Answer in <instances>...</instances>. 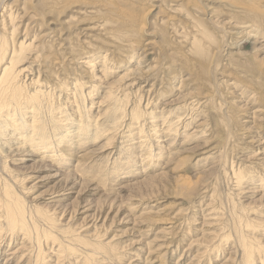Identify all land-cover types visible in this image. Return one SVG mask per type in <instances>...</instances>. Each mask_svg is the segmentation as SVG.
<instances>
[{"label": "rangeland", "instance_id": "rangeland-1", "mask_svg": "<svg viewBox=\"0 0 264 264\" xmlns=\"http://www.w3.org/2000/svg\"><path fill=\"white\" fill-rule=\"evenodd\" d=\"M38 1L0 0V29H2V31L0 30V35L6 37L7 34L8 37L9 31H11L9 28L12 25H16L15 38L19 37L15 43L22 41L25 37L28 40L24 43L30 45V41L34 39V46L30 45L34 53L32 51L28 52L29 56L27 55L26 66L34 58H36L37 64H33V71L27 76L28 78L34 77V79H37L39 75L41 77L38 78L40 80L39 86L33 85L32 88L40 87V89L42 88L45 91L52 89L49 96L46 95L43 99L42 106H47L46 108L50 106L48 108V111L50 110L48 119L57 121L56 127L59 130H57L55 136H61V133L66 130L70 131L68 132L69 134H72L74 130L76 131V125L79 123L77 119L81 115V120L87 119L89 121L91 135L86 136L85 140L82 139L77 145H70V147H68L69 141H65L60 146L61 149L59 148L55 151L57 154L56 159L53 157V159L46 158L41 160L51 167L49 169L52 173L33 171L34 166H32V163H22V165L19 162H15L10 155L0 154V177L3 179H0V200L3 198L2 196H5V182L7 180V185L10 184L13 187L8 188L12 191L14 190L17 197L22 200L25 216L27 217V227H29L30 223L29 228H31L30 230L28 229L27 233L19 227L15 229L16 233L5 234L4 232L8 230L7 223L5 225L7 221L6 219L2 220L4 217H0V222L2 223V226L0 223V231L2 234L7 235L4 236L6 239L3 243L0 241V264H37L39 260L42 264H86L90 252V257L93 256L91 257L92 260L89 258L90 264H264V167L262 168V164H264V48L262 46L264 45V0H52L53 3L51 0H41L40 3ZM60 1H63V4L59 3ZM68 3L71 5L75 4H73L74 6L70 5L71 8H69ZM56 4L59 6L58 9ZM65 5L69 9H64ZM43 6L47 8L43 10ZM232 6L236 7L233 8ZM237 6L239 7L237 8ZM40 7H42L40 9L42 11L39 10ZM111 7H114V10ZM117 7L119 8L115 9ZM130 8L133 10L130 11ZM66 9L68 10L66 11ZM120 9L121 12L119 11ZM14 10L18 12V16ZM2 11L7 12L10 17L15 19V21L11 20L13 21L12 25L1 23ZM48 11L51 12L48 13ZM59 11H61V14H59ZM133 11L134 13H130ZM234 11L237 12L234 13ZM5 12L4 16L7 14ZM241 12L249 15H244ZM43 15L46 16L44 17ZM50 16L51 18H49ZM236 16L242 20H238ZM230 18L233 20L231 21ZM236 18L239 23L236 22ZM230 21L232 25L226 26ZM67 22L70 23L67 24ZM35 23L37 26H35ZM259 23H261V26ZM248 25H251V28H248ZM220 26L223 27L220 28ZM241 27L242 29H240ZM47 28H49L52 35L48 34L49 30ZM202 31L203 33L206 31L204 33L206 36ZM237 31L239 33L242 32V37L244 33L246 36L243 38L239 37ZM70 32H72L71 35ZM260 32L263 36H260ZM42 35L44 38H40ZM35 36L40 39L37 38L38 40H35ZM254 38L256 39L254 40ZM255 42H260V44ZM259 46L261 50L258 48ZM35 47L36 49L39 47L37 49L38 52H35ZM36 53L38 55L41 54V56ZM34 54L37 56L35 57ZM30 56L33 58H30ZM106 60L108 65H106ZM138 60L143 61L138 64ZM88 63L89 66L86 65ZM156 65L158 66L156 67ZM38 70L39 72H37ZM106 72L107 74L109 73V76ZM139 75L142 78H146L142 79ZM26 81L28 82V80ZM75 82H78V84H75ZM80 84L85 87L76 92L74 88ZM153 84L154 86H151ZM234 84H237V88H235L236 85ZM27 87L26 90L30 92L32 88L28 87V89ZM138 88L139 91L137 90ZM140 88L142 89L140 90ZM90 90H92L91 93ZM108 90L110 93L116 91L117 95L114 94L116 92H112L113 95L112 93L110 95L107 94ZM144 92L147 93L145 94ZM149 92L150 94H148ZM138 93L140 97H138ZM130 94L135 97L131 95V98ZM81 95L82 97L85 95L83 97L85 101ZM156 95L157 97L154 98ZM78 96L82 99L78 100ZM75 97L76 101L74 100ZM86 97L90 98L86 99ZM127 98L129 100L125 101ZM138 99H140L139 106ZM47 100L50 103L49 105H47ZM119 100L121 101L120 103ZM110 101H114L116 107ZM170 102L171 104H177L173 106ZM116 103H119L118 106ZM75 104L78 105L76 106ZM156 104L157 107H155ZM193 104L197 105L199 109ZM147 105L148 107H146ZM185 105H187V108ZM112 106L115 107L114 113H118L117 116L119 117L120 115L121 118L115 117L116 114L112 115L113 111H110V109L113 110ZM119 107L121 112L118 110ZM192 107L193 110L191 109ZM189 108L192 111L191 113ZM170 109L172 112H169ZM115 110L119 112H115ZM183 110H188L191 117L187 111ZM177 112L178 117L181 114L179 118L183 122L181 123L179 119L178 124L180 126L178 125V128H181H176L174 130V132L176 131L175 134L173 131H169V127L177 120ZM107 113L115 118L113 119L109 115L111 119L109 117L108 119ZM138 113L139 118L134 116ZM142 113L145 116H142ZM198 113H200V116L197 115ZM123 114L126 116L125 118ZM115 119L123 120L117 122L114 121ZM138 119L141 120L139 121ZM112 120L117 123L115 124ZM104 121L106 122L103 123ZM112 123L113 126H111ZM168 123H171L170 126H168ZM198 123H203V126ZM118 125L121 129H119ZM52 126L54 124L50 125L51 128ZM97 126L101 127L100 129L103 132ZM102 127H105V130ZM165 129L167 132H165ZM107 130L108 132L106 133ZM191 131L192 133H190ZM95 132L98 134V138ZM142 132H144V136H142ZM200 133L204 135L202 139L199 135ZM124 134L126 135L124 136ZM133 135L135 139L132 137ZM56 137L54 140L57 139ZM108 141L110 142L108 143ZM169 143L174 147L169 145ZM108 145H113V149ZM155 145L156 147L159 145L160 150L158 147H154ZM169 146L170 149L168 148ZM179 147L182 149H179ZM138 148L139 150H137ZM196 148L197 150H195ZM126 150H129L127 151L129 153L137 151L134 153L139 158L137 157V160L131 164L133 167L130 165L131 167L126 166L127 168H124L119 164L121 163L119 162L120 158L129 154L126 153ZM169 152H174V154H169ZM178 153H180L179 156ZM148 156L153 157L149 158ZM208 156L211 157L209 158ZM37 159L40 160V158ZM70 159L71 161H69ZM196 159L199 160L197 161ZM104 160L106 161L102 162ZM153 161L154 164L152 163ZM116 164L118 165L116 166ZM15 167L18 168L15 169ZM240 167L242 168L240 169ZM99 168L100 170H98ZM236 169H240L239 172ZM103 170L106 174H102ZM15 172L16 174H14ZM128 172L132 175H129ZM237 172L240 173L238 178L241 180L239 181ZM55 173L61 174L59 179L49 178L50 175ZM112 173L114 176L111 175ZM67 174H69L70 180L76 183L77 188L74 191H63V183ZM122 174H125V176H122ZM247 174L250 175L245 176ZM8 176H12L10 178L12 180H9ZM181 176L190 178L189 181L193 183L184 186L183 182H181L182 180H179ZM14 179L17 181L16 183ZM232 179L236 180L233 181ZM243 179L248 182L242 181ZM23 181L25 182L23 183ZM233 182L239 184H232ZM202 186L203 188H201ZM82 191H84V195H81ZM85 192H88V194H85ZM230 192H233L234 195L230 194ZM184 200L187 202H184ZM210 210L215 215L207 216ZM0 211L2 212H0V215L4 216V211L1 209ZM205 220L206 222H204ZM37 223L40 224L38 225ZM203 223H207V225L205 226ZM45 224L46 226H44ZM33 225L35 226L34 228ZM41 226L47 234L43 232ZM44 234L48 238L45 239L43 237ZM47 235L51 237L49 238ZM28 236L34 239L30 237L28 242ZM75 238H78L80 242ZM31 239L33 240L31 241ZM245 241L248 244H245ZM34 244L36 245L34 246ZM39 246H42V248ZM90 246L101 248L92 249ZM152 247L155 248L152 249ZM246 251L253 254L247 256ZM85 252L88 254L86 255ZM152 253L153 256L151 255ZM34 256L36 258L40 257L34 260ZM89 263L87 261V264Z\"/></svg>", "mask_w": 264, "mask_h": 264}, {"label": "bare ground", "instance_id": "bare-ground-1", "mask_svg": "<svg viewBox=\"0 0 264 264\" xmlns=\"http://www.w3.org/2000/svg\"><path fill=\"white\" fill-rule=\"evenodd\" d=\"M34 1V0H33ZM38 1V0H37ZM40 1L41 0H39L38 2L40 3ZM52 1V0H51ZM55 1V0H54ZM232 1V0H231ZM27 2V1H26ZM43 2V1H42ZM41 2V3H42ZM63 1H60L59 3H62ZM73 2V1H72ZM45 3V2H44ZM52 3H53V1H52ZM78 3V2H77ZM106 3V2H105ZM239 3H241V2H239ZM43 4V3H42ZM63 4V3H62ZM65 4V3H64ZM69 4V5H68ZM67 5L69 6V8H71L70 7V3H68ZM73 4H75V3H73ZM71 5V6H74V5ZM127 4V3H126ZM250 4V3H249ZM253 4V3H252ZM13 5V4H12ZM44 5V4H43ZM47 5V4H46ZM57 5V4H56ZM106 5H108L107 3H106ZM66 6V5H65ZM68 6H66V7H64V9L65 8H68ZM86 6V5H85ZM112 6V5H111ZM230 6H231V4H230ZM250 6V5H249ZM13 7V6H12ZM34 7V6H33ZM54 7V6H53ZM58 5H57V9H58ZM115 7V6H114ZM114 7H111V8H113V10H114ZM207 7V6H206ZM233 7V6H232ZM236 6H234L233 8H235ZM239 6H237V8H238ZM253 7V6H252ZM7 8V7H6ZM47 8V7H46ZM45 8V6H43V10H45L46 9ZM51 8H52V6H51ZM61 8V7H60ZM60 8H59V10H60ZM68 8V9H69ZM119 7H117V8H115V9H118ZM243 8V7H242ZM248 8V7H247ZM2 9V8H1ZM12 9V8H11ZM36 9V8H35ZM40 9H42V7H40L39 8V10ZM62 9V8H61ZM68 9H66V11L68 10ZM131 9V8H130ZM129 9V10H130ZM213 9V8H212ZM250 9V8H249ZM7 10H9V9H7ZM6 10V11H7ZM122 10H124V9H122ZM133 9H131L130 11H132ZM215 10V9H214ZM241 10V9H240ZM15 11V10H14ZM37 11V10H36ZM40 11H42V10H40ZM58 11V10H57ZM57 11H56V13H57ZM64 11V10H63ZM118 11V10H117ZM116 11V12H117ZM120 12H121V9L119 10ZM245 12H246V10H244ZM249 11V10H248ZM247 11V12H248ZM3 12V14L1 15L2 16V24H3V22L4 23H8V24H10V25H12L13 24V21H11V20H14L15 21V19H13L12 17H10L9 15H8V13L7 12H5V11H2ZM4 12L5 13H7L6 14V16H4L5 14H4ZM16 12V11H15ZM27 12V11H26ZM49 12H51V11H48V13ZM53 12V11H52ZM61 11H59V14H61L60 13ZM65 12V11H64ZM123 13H124V11H122ZM125 12H126V10H125ZM237 12V11H236ZM235 11H234V13H236ZM250 12H252V11H250ZM10 13H11V16H12V12L10 11ZM14 13V12H13ZM18 12H16V14H17ZM43 13V12H42ZM55 13V12H54ZM54 13H52V14H54ZM63 13V12H62ZM66 13V12H65ZM64 13V14H65ZM130 13H134V11L133 12H130ZM241 13H243L244 14V12H241ZM252 13H256V12H252ZM15 14V13H14ZM38 14H40V13H38ZM46 14V13H45ZM58 14V15H59ZM242 14V15H243ZM248 14V13H247ZM247 14H244V15H247ZM63 15V14H62ZM239 15V14H238ZM249 15V14H248ZM253 15V14H252ZM14 16H16V15H14ZM17 16H18V14H17ZM30 16V15H29ZM44 17L46 16V15H43ZM57 16V15H56ZM68 16V15H67ZM66 16V17H67ZM37 17V16H36ZM48 17V16H47ZM58 17V16H57ZM129 17V16H128ZM237 17V16H236ZM22 18V17H21ZM25 18V17H24ZM49 18H51V16L49 17ZM64 18V17H63ZM229 18V17H228ZM238 18V17H237ZM237 18L235 19L236 20V22H238V20H242V19H239L238 18V20H237ZM72 19V18H71ZM130 19H131V16H130ZM219 19V18H218ZM231 19V18H230ZM248 19V18H247ZM24 20V19H23ZM233 19H231V21H232ZM1 21V20H0ZM28 21H29V19H28ZM45 21V20H44ZM231 21H230V23L228 24L227 23V25L226 26H230V25H232L231 24ZM245 21H246V19H245ZM245 21H243L244 23H245ZM30 22V21H29ZM48 22V21H47ZM47 22H46V24H47ZM55 22H57V21H55ZM214 22V21H213ZM220 22V21H219ZM226 22V21H225ZM229 22V21H228ZM15 23V22H14ZM22 23V22H21ZM68 23H70V22H67V24ZM134 23V22H133ZM215 23V22H214ZM218 23V22H217ZM239 23V22H238ZM242 23V22H241ZM241 23H240V25H241ZM32 24H34L33 22H32ZM36 24V23H35ZM201 24V23H200ZM243 24V23H242ZM246 24V23H245ZM251 24V23H250ZM44 25V24H43ZM202 25V24H201ZM200 25V26H201ZM252 25V24H251ZM250 25V26H251ZM255 25V24H254ZM259 25L261 26V23H259ZM8 26V25H7ZM35 26H37V24L35 25ZM39 26V25H38ZM41 26V25H40ZM62 26V25H61ZM143 26V25H142ZM198 26H199V24H198ZM217 26V25H216ZM249 25H248V28H251ZM16 25L14 26V25H12L9 29L11 30V31H9V36L7 37V34H6V37H3V35H0V154H4V155H10V157H12V159L15 161V162H19V164H22V163H27V162H30V163H32V166H34V168H33V171H40V172H51L52 173V171L49 169V167L50 166H48V165H46V163H45V161H41V160H44V159H46V158H49V159H53V157L56 159V150H58L59 148H60V146L62 145V144H64L65 143V141L67 142V141H69L68 143H70L69 145H68V147H70V145H77L78 144V142L79 141H81L82 139H84V138H86V136H88V135H91L90 133V130H89V128L91 127V125H89L88 124V122L89 121H87V119H85V120H81L82 119V115L81 116H79L80 118L79 119H77L78 121H79V123H78V125H76L77 126V128H76V131L74 130L73 131V133L72 134H69L68 132H70V131H64V133H61V136H59V137H56L55 135V133L57 132V130H59V128L58 127H56V124H57V121L56 120H53L52 119V121L50 120V119H48V112L50 111H48V108L50 107V106H48V108H46V107H44V105L42 106V104H43V99L46 97V95H48L49 96V93L52 91V89H50V90H47V91H45V90H43L42 88L40 89V87H36V88H32V86L34 85V86H39V82H40V80L38 79L39 77H40V75H39V77H37V79H34V77L33 78H28V76L27 75H29L30 74V72L31 71H33V64L35 63V64H37L36 63V58H34L32 61H31V63H28V65L26 66V61L28 60V54L32 51V53H34V50H32L31 49V44L34 46V44H33V40L32 41H30V45L29 44H26V43H24L26 40H28L27 38H23L22 39V41H19V42H16L15 43V41H17L16 39H18V37L17 38H15L16 37ZM26 27V26H25ZM218 27V26H217ZM221 27H223V26H220V28ZM236 28H237V26H235ZM247 27V26H246ZM77 28V27H76ZM133 28V27H132ZM226 28V27H225ZM231 28H232V26H231ZM234 28V27H233ZM255 28H257V27H255ZM48 30H49V28H47ZM79 29V28H78ZM203 29V28H202ZM223 29V28H222ZM227 29V28H226ZM228 29H229V27H228ZM240 29H242V27L240 28ZM245 29V28H244ZM252 29H254V27H252ZM251 29V30H252ZM261 29H263V28H261ZM1 31H2V29H0ZM36 30V29H35ZM66 30V29H65ZM31 31V30H30ZM69 31V30H68ZM229 31V30H228ZM231 31H232V29H231ZM234 31V30H233ZM249 31V30H248ZM253 31V30H252ZM256 31V30H255ZM261 31V30H260ZM4 32V31H3ZM8 32V31H7ZM53 32V31H52ZM83 32V31H82ZM186 32V31H185ZM206 32V31H205ZM204 32V33H205ZM236 32V31H235ZM251 32V31H250ZM258 32H259V30H258ZM28 33V32H27ZM31 33V32H30ZM69 33V32H68ZM71 33L72 32H70V35H71ZM183 33V32H182ZM202 33H203V31H202ZM203 33V34H204ZM239 33V31H237V34ZM242 33V32H241ZM241 33H239V34H241ZM244 33V32H243ZM32 34V33H31ZM46 34H47V32H46ZM48 34H50V30H49V32H48ZM48 34H47V36H48ZM76 34V33H75ZM198 34V33H197ZM236 34V33H235ZM238 34V36L240 37L241 36V38H243L244 36H246L245 35V33H244V36L242 37V35L243 34H241V35H239ZM250 34V33H249ZM262 33L260 32V36H263L264 35V33H263V35H261ZM5 35V34H4ZM17 35H19V34H17ZM26 35V34H25ZM50 35H52V34H50ZM73 35V34H72ZM205 35V34H204ZM247 35H248V33H247ZM253 35V34H252ZM256 35H258V34H256ZM37 36V35H36ZM36 36H35V38H36ZM46 36V37H47ZM53 36H54V33H53ZM53 36H52V38H53ZM62 36V35H61ZM206 36V35H205ZM249 36V35H248ZM259 36V35H258ZM55 37V36H54ZM62 37H64V36H62ZM121 37V36H120ZM257 37V36H256ZM37 38H39V37H37ZM35 39V40H38V39ZM40 38H44L43 37V35H42V37L40 36ZM39 38V39H40ZM51 38V37H50ZM51 38V39H52ZM119 38V37H118ZM258 38H260V37H258ZM66 39V38H65ZM256 38H254V40H255ZM31 40V39H30ZM196 40V39H195ZM253 40V39H252ZM42 41H43V39H42ZM241 41V40H240ZM41 42V41H40ZM40 42H38V43H40ZM50 42V41H49ZM194 42V41H193ZM261 42V41H260ZM260 42H257V43H259L260 44ZM18 43V44H17ZM154 43V42H153ZM201 43V42H200ZM256 43V42H255ZM256 43V44H257ZM11 44V45H10ZM147 44H148V42H147ZM152 44V43H151ZM18 45V46H17ZM134 45V44H133ZM32 46V47H33ZM38 46H39V44H38ZM134 46H136V45H134ZM150 46V45H149ZM153 46V45H152ZM263 46V48H264V45H262ZM37 47V46H36ZM36 47H35V52L37 51L38 52V50L37 49H39V47L36 49ZM154 47V46H153ZM152 47V48H153ZM10 48V49H9ZM203 48V47H202ZM259 49L261 48L260 46L258 47ZM34 49V48H33ZM200 49V48H199ZM255 49V48H254ZM258 49V50H259ZM10 50V51H9ZM203 50V49H202ZM261 50V49H260ZM9 51V52H8ZM144 51V50H143ZM148 51H150V50H148ZM200 51V50H199ZM11 52V53H10ZM29 52V53H28ZM264 52V51H263ZM27 53V54H26ZM31 53V54H32ZM40 53V52H39ZM108 53V52H107ZM145 53V52H144ZM30 54V55H31ZM37 54V53H36ZM143 54V53H142ZM28 55V56H27ZM35 55V54H34ZM33 55V56H34ZM38 55V54H37ZM37 55H35V57L37 56ZM100 55H102V54H100ZM131 55V54H130ZM38 56H41V54H39ZM132 56V55H131ZM142 56V55H141ZM32 56H30V58H31ZM96 57H97V55H96ZM129 57V56H128ZM138 57V56H137ZM139 57H140V55H139ZM255 57V56H254ZM33 58V57H32ZM52 58V57H51ZM103 58H104V56H103ZM102 57H101V59H103ZM141 58V57H140ZM106 59V58H105ZM135 60V59H134ZM140 60V59H139ZM138 60V61H139ZM261 60V59H260ZM40 61V60H39ZM129 61H131V60H129ZM143 61V60H142ZM142 61H139L138 62V64L139 63H141ZM25 62V63H24ZM30 62V61H29ZM106 62V65H108L107 64V60L105 61ZM128 62V61H127ZM102 63H103V61H102ZM79 64V63H78ZM85 65V64H84ZM86 65H88L89 66V63L88 64H86ZM91 65H93V64H91ZM101 65V64H100ZM99 65V66H100ZM103 65V64H102ZM105 65V64H104ZM94 66V65H93ZM136 66V65H135ZM158 65H156V67H157ZM91 67V66H90ZM95 67V66H94ZM101 67V66H100ZM128 67V66H127ZM151 67V66H150ZM92 68V67H91ZM102 68V67H101ZM105 68V67H104ZM110 68V67H109ZM107 69V68H106ZM93 70V69H92ZM104 70V69H103ZM109 70V69H108ZM107 70V71H108ZM127 71H129V70H127ZM131 71V70H130ZM139 71H141V70H139ZM138 71V72H139ZM144 71V70H143ZM37 72H39V70L37 71ZM101 72V71H100ZM136 72V71H135ZM134 72V73H135ZM102 73H103V71H102ZM32 74V73H31ZM36 74V73H35ZM39 74V73H38ZM104 74H105V72H104ZM106 74H107V72H106ZM109 74V73H108ZM107 74V75H108ZM101 75V74H100ZM129 75V74H128ZM127 75V77H129ZM136 75V74H135ZM30 76H33V75H30ZM35 76V75H34ZM109 76V75H108ZM140 76V75H139ZM138 76V77H139ZM147 76H148V74H147ZM152 76V75H151ZM102 77V76H101ZM100 77V78H101ZM104 77V76H103ZM134 77H136V76H134ZM150 77V76H149ZM251 77V76H250ZM41 78V77H40ZM96 78H98V76H96ZM140 78H142V76H140ZM143 78H146V77H143ZM142 78V79H143ZM95 79V78H94ZM132 79H133V77H132ZM26 80H28V82L26 81ZM41 80H43V79H41ZM95 80H97V79H95ZM153 80V79H152ZM155 80V79H154ZM157 80V79H156ZM68 81V80H67ZM74 81H76V80H74ZM98 81H99V79H98ZM126 81V80H125ZM135 81V80H134ZM256 81V80H255ZM254 81V82H255ZM79 83H80V81H78ZM78 82H75V84H78ZM122 82V81H121ZM127 82V81H126ZM129 82V81H128ZM142 82V81H141ZM141 82H140V84H141ZM44 83H45V81H44ZM82 83V82H81ZM134 83H137V82H134ZM147 83V82H146ZM145 83V84H146ZM149 83V82H148ZM63 84V83H62ZM67 84H68V82H67ZM70 84V83H69ZM130 84V83H129ZM139 84V83H138ZM238 84V83H237ZM237 84H234V85H236L235 86V88H237ZM49 85V84H48ZM57 85V84H56ZM124 85V84H123ZM132 85V84H131ZM31 87L32 89H31V91L29 92V90L27 91L26 90V87ZM125 86V85H124ZM133 86V85H132ZM131 86V87H132ZM151 86H154V84L153 85H151ZM232 86H233V84H232ZM27 87V88H28ZM51 87V86H50ZM83 87H85V86H83V84H80V85H77L76 86V88H74V90L77 92L79 89H82ZM128 87H129V85L126 87L127 89H128ZM241 87V86H240ZM47 88V87H46ZM46 88H44V89H46ZM62 88V87H61ZM100 88V87H99ZM151 88V87H150ZM153 88V87H152ZM234 88V87H233ZM232 88V89H233ZM234 88V89H235ZM29 89V88H28ZM68 89V88H67ZM142 88H140V90H141ZM154 89V88H153ZM152 89V90H153ZM243 89V88H242ZM55 90V89H54ZM134 90V89H133ZM138 91H139V88L137 89ZM136 90V91H137ZM239 91H240V89H238ZM244 90V89H243ZM60 91V90H59ZM67 91V90H66ZM71 91V90H70ZM91 91L92 90H90V93H91ZM112 91V90H111ZM120 91V90H119ZM130 91H131V89H130ZM146 91V90H145ZM149 91V90H148ZM246 91V90H245ZM54 92V91H53ZM112 92H116V91H112ZM111 92V93H112ZM134 92V91H133ZM132 92V93H133ZM141 92V91H140ZM241 92V91H240ZM239 92V93H240ZM60 93H61V91H60ZM110 92H109V90H108V92H107V94H111ZM119 93V92H118ZM123 93V92H122ZM126 93V92H125ZM136 93V92H135ZM145 93V92H144ZM147 93V92H146ZM145 93V94H146ZM153 93V92H152ZM247 93V92H246ZM76 94V93H75ZM74 94V95H75ZM87 94H89V93H87ZM106 94V95H107ZM115 95H117V92L116 93H114ZM139 94V93H138ZM148 94H150V92L148 93ZM236 94V93H235ZM63 95V94H62ZM90 95V94H89ZM109 95H108V97H109ZM112 95H113V93H112ZM114 95V96H115ZM125 95V94H124ZM129 95V94H128ZM131 95L132 94H130V97H131ZM153 95H154V93H153ZM240 94H238V96H239ZM241 95H242V93H241ZM248 95V94H247ZM246 95V96H247ZM59 96H60V94H59ZM70 96V95H69ZM85 95H83V97H84ZM88 96V95H87ZM114 96H112V97H114ZM121 96V95H120ZM133 97H135L134 95H132ZM142 96V95H141ZM145 96V95H144ZM149 96V95H148ZM147 96V97H148ZM152 96V95H151ZM150 96V97H151ZM245 96V97H246ZM54 97V96H53ZM53 97H52V99H53ZM61 97V96H60ZM59 97V98H60ZM81 97H82V95H81ZM80 97V98H81ZM82 97V98H83ZM108 97H107V99H108ZM117 97V96H116ZM138 97H140V94H139V96ZM155 97H157V95L156 96H154V98ZM240 97V96H239ZM51 98V97H50ZM50 98H48L49 100H50ZM55 98V97H54ZM59 98H57V99H59ZM78 98H79V96H78ZM77 98V99H78ZM80 98L78 99V100H80ZM81 98V99H82ZM88 98H90V97H88ZM87 97H86V99H88ZM120 98V97H119ZM132 98V97H131ZM240 98H242V97H240ZM107 99H106V101H107ZM113 99V98H112ZM111 99V100H112ZM117 99V98H116ZM126 99V98H125ZM145 99V98H144ZM153 99V98H152ZM161 100H162V98H160ZM159 99V100H160ZM190 99V98H189ZM192 99V98H191ZM199 99V98H198ZM61 100V99H60ZM75 101H76V97H75V99H74ZM83 100L85 101V99L83 98ZM110 100V99H109ZM115 100V99H114ZM121 100V99H120ZM119 100V103L121 102ZM129 99L127 98V100H125V101H128ZM132 100V99H131ZM139 100L140 99H138V102H139ZM142 100V99H141ZM155 100V99H154ZM237 100V99H236ZM48 101V100H47ZM52 101V100H51ZM59 101V100H58ZM83 101V102H84ZM87 101V100H86ZM191 101V100H190ZM199 101H201V100H199ZM55 103H57L56 101H54ZM87 102H89V101H87ZM87 102H85V103H87ZM111 102H113V103H111ZM115 102H117V101H115ZM141 102H143V101H141ZM158 102V101H157ZM161 102V101H160ZM172 102V101H171ZM171 102H170V104H171ZM185 102V101H184ZM238 102V101H237ZM240 102V101H239ZM47 103V102H46ZM72 103V102H71ZM79 103V102H78ZM106 103V102H105ZM110 103L112 104V105H114V101H110ZM118 103V104H119ZM146 103H147V101H146ZM159 103V102H158ZM169 103V102H168ZM173 103H174V101H173ZM172 103V104H173ZM182 104H183V102H181ZM243 103V102H242ZM45 104V103H44ZM50 103H49V101H48V104L47 105H49ZM53 104V103H52ZM51 104V105H52ZM66 104H67V101H66ZM74 104V103H73ZM93 104V103H92ZM107 104V103H106ZM110 104V105H111ZM118 104L116 103V105L118 106ZM122 104V103H121ZM138 104V103H137ZM149 105H150V103H148ZM155 104V103H154ZM165 104V103H164ZM169 104V105H170ZM171 104V105H172ZM177 104V103H176ZM176 104H173V106L174 105H176ZM185 104V103H184ZM190 104V103H189ZM69 105V104H68ZM76 105V104H75ZM75 105H73V106H75ZM78 105V104H77ZM76 105V106H77ZM108 105V104H107ZM109 105V106H110ZM140 105V102H139V104H138V106ZM179 105H180V103H179ZM188 105V104H187ZM187 105H185L186 106V108H187ZM194 105V104H193ZM54 106V105H53ZM66 106V105H65ZM75 106V107H76ZM115 106V105H114ZM114 106H112V108H113V110H111L110 109V111H113V113H114V108L116 107H114ZM153 106H155V105H153ZM195 106V105H194ZM46 108V109H44V108ZM121 107V106H120ZM120 107H119V111L121 112V109H120ZM146 107H148V105L146 106ZM146 107H145V109H146ZM155 107H157V104H156V106ZM177 107V106H176ZM191 107V106H190ZM195 107H198L197 105L195 106ZM61 108H62V106H61ZM78 109H80L79 107H77ZM111 108V107H110ZM123 108V107H122ZM151 108V107H150ZM169 108H171V107H169ZM168 108V109H169ZM182 108V107H181ZM185 108V109H186ZM51 109V108H50ZM52 109H53V107H52ZM63 109V108H62ZM77 109V110H78ZM134 109V108H133ZM132 109V110H133ZM149 109V108H148ZM147 109V110H148ZM154 109V108H153ZM175 109V108H174ZM173 109V110H174ZM190 109V108H189ZM192 110H193V107L191 108ZM191 109L189 110L190 111V113L192 112L191 111ZM197 109V108H196ZM198 109H199V107H198ZM59 110V109H58ZM67 110V109H66ZM87 110H89V109H87ZM164 110V109H163ZM180 110V109H179ZM44 111H45V113H44ZM72 111V110H71ZM79 111V110H78ZM86 111V110H85ZM85 111H84V113H85ZM117 110H115V112H116ZM119 111H117V112H119ZM125 111V110H124ZM123 111V112H124ZM143 111V110H142ZM165 111V110H164ZM168 111V110H167ZM176 111H178V110H176ZM175 111V112H176ZM183 111H187V113H188V110H183ZM194 111H196V110H194ZM55 112V111H54ZM60 112V111H59ZM88 112V111H87ZM143 112H146V111H143ZM150 112V111H149ZM169 112H172L171 111V109H170V111ZM197 112V111H196ZM56 113V112H55ZM72 113V112H71ZM76 113H79V112H76ZM82 113H83V111H82ZM111 113V112H110ZM112 113V115H115L116 113H114L113 114ZM125 113V112H124ZM137 113V112H136ZM141 113V112H140ZM180 113V112H179ZM182 113V112H181ZM183 113H185V112H183ZM187 113H186V115H187ZM190 113H188V115L190 116ZM201 113V112H200ZM200 113H198L197 115H199L200 116ZM52 114V113H51ZM54 114V113H53ZM61 114V113H60ZM118 114V113H117ZM117 114L115 115V117H117V118H119L120 117V115H119V117L117 116ZM120 114V113H119ZM122 114V113H121ZM146 114V113H145ZM153 114H155V113H153ZM159 114V113H158ZM170 114V113H169ZM174 114V113H173ZM176 114V113H175ZM194 114H195V112H194ZM71 115V114H70ZM84 115V114H83ZM87 115V114H86ZM89 115H90V113H89ZM107 118L109 117L110 118V116H112V115H110V114H108L107 113ZM110 115V116H109ZM124 115V114H123ZM123 115H122V117H123ZM132 115V114H131ZM139 115V113L137 114V115H134V116H136L137 118H139L140 116H138ZM144 114L142 113V116H143ZM149 115H150V113H149ZM151 115H152V113H151ZM163 115V114H162ZM171 115V114H170ZM56 116V115H55ZM66 116V115H65ZM64 116V117H65ZM105 116H106V114H105ZM133 116V115H132ZM133 116V117H134ZM145 116V115H144ZM153 116H155V115H153ZM153 116H150V117H153ZM159 116V115H158ZM189 116H188V118H189ZM50 117V116H49ZM115 117H111V118H115ZM126 116L124 115V118H125ZM166 117V116H165ZM175 117V116H174ZM179 117H181V114L179 115ZM178 117V112H177V117H176V121L174 122V123H170L171 124V127H169V131L171 130V131H173V133H175L174 132V130L176 129V128H178V123H179V118ZM191 117V116H190ZM71 118V117H70ZM73 118H74V116H73ZM91 118V117H90ZM108 118V119H109ZM110 118V119H111ZM121 118V117H120ZM132 118V117H131ZM135 118V117H134ZM136 118V119H137ZM164 118V117H163ZM183 118V117H182ZM194 118H195V116H194ZM205 118V117H204ZM69 119V118H68ZM99 119H100V117H99ZM142 119V118H141ZM140 119V120H141ZM162 119V118H161ZM173 119V118H172ZM187 119V118H186ZM58 120V119H57ZM81 120V121H80ZM123 120V119H122ZM122 120H117V119H115L114 121H119V122H121ZM125 120V119H124ZM126 120H129V119H126ZM139 120V119H138ZM139 120V121H140ZM167 120V119H166ZM181 120V123L183 122L182 121V119H180ZM192 120V119H191ZM190 120V121H191ZM203 120V119H202ZM71 121V120H70ZM76 121V120H75ZM108 121V120H107ZM113 121V120H112ZM113 121V122H114ZM137 121V120H136ZM144 121V120H143ZM158 121V120H157ZM171 121V120H170ZM194 121V120H193ZM50 122H51V124H54V126H52V128L50 127ZM55 122V123H54ZM106 121H104L103 123H105ZM110 122H111V120H110ZM116 122V123H117ZM124 122V121H123ZM126 122V121H125ZM131 122V121H130ZM134 122V121H133ZM152 122H153V118H152ZM156 122V121H155ZM164 122V121H163ZM186 122V121H185ZM184 122V123H185ZM187 122H189V121H187ZM61 123V122H60ZM59 123V124H60ZM69 123V122H68ZM96 123V122H95ZM102 122H101V124H103ZM115 123V122H114ZM115 123V124H116ZM127 123V122H126ZM137 123H138V121H137ZM159 123V122H158ZM66 124V123H65ZM125 124V123H124ZM129 124V123H128ZM127 124V126L129 127V125ZM145 124H147V123H145ZM144 124V125H145ZM149 124H151V123H149ZM153 124V123H152ZM151 124V125H152ZM166 124V123H165ZM169 124V123H168ZM170 124L168 125V126H170ZM176 124H177V127H176ZM188 124V123H187ZM191 124V123H190ZM199 124V123H198ZM203 123H201V124H199L200 126L202 125ZM70 125H72V124H70ZM93 125V124H92ZM95 125V124H94ZM108 125V124H107ZM110 125V124H109ZM121 125H123V124H121ZM139 125V124H138ZM163 125V124H162ZM183 125H185V124H183ZM192 125H195V124H192ZM111 126H113V123L111 124ZM119 126V125H118ZM150 126V125H149ZM167 126V127H168ZM180 126V125H179ZM189 126V125H188ZM203 126V125H202ZM61 127V126H60ZM97 127H99V126H97ZM106 127V126H105ZM105 127L103 128V130H105ZM115 127V126H114ZM120 127V126H119ZM118 127V128H119ZM132 127V126H131ZM130 127V128H131ZM138 127V126H137ZM157 127V126H156ZM206 127V126H205ZM69 128V127H68ZM101 127H99V129H100ZM109 128H110V126H109ZM108 128V129H109ZM124 128V127H123ZM122 128V129H123ZM133 128V127H132ZM151 128V127H150ZM162 128V127H161ZM181 128V127H180ZM180 128H178V129H180ZM188 128H190V127H188ZM207 128V127H206ZM110 129H112V128H110ZM109 129V130H110ZM119 129H121V127L119 128ZM134 129V128H133ZM140 129H142V128H140ZM156 129V128H155ZM154 129V130H155ZM160 129V128H159ZM201 129V128H200ZM62 130H65V129H62ZM96 130V129H95ZM98 130V129H97ZM161 130V129H160ZM164 130V129H163ZM185 130V129H184ZM199 130V129H198ZM206 130V129H205ZM100 131H101V129H100ZM119 131V130H118ZM125 131V130H124ZM144 131V130H143ZM200 131V130H199ZM204 131V130H203ZM101 132H103V131H101ZM105 132V131H104ZM108 132V130L106 131V133ZM112 132H114V131H112ZM138 132H139V130H138ZM157 132V131H156ZM164 132V131H163ZM163 132H161V133H163ZM165 132H167L166 131V129H165ZM164 132V133H165ZM184 132V131H183ZM205 132V131H204ZM207 132V131H206ZM110 133H111V131H110ZM126 133V132H125ZM143 133V135L142 136H144V132H142ZM169 133V132H168ZM168 133H167V135H168ZM171 133V132H170ZM173 133H171V134H173ZM190 133H192V131L190 132ZM58 134V133H57ZM62 134H64V135H62ZM95 134H96V137H97V133L95 132ZM103 134V133H102ZM102 134H101V136H102ZM139 134V133H138ZM138 134H137V136H138ZM150 134H152V133H150ZM154 134H156L155 132H154ZM176 134V133H175ZM185 134V133H184ZM183 134V135H184ZM99 135H100V132H99ZM104 135H105V133H104ZM114 135V134H113ZM116 135V134H115ZM126 134H124V136H125ZM182 135V136H183ZM191 135V134H190ZM198 135V134H197ZM200 136H201V139L203 138L202 136H204V135H201V133L199 134ZM198 135V136H199ZM260 135V134H259ZM100 136V137H101ZM118 136V135H117ZM116 136V137H117ZM121 136V135H120ZM163 136H164V134H163ZM169 136H174V135H169ZM168 136V137H169ZM57 138L56 140H54V138ZM90 137V136H89ZM88 137V138H89ZM107 137H109V136H107ZM131 137V136H130ZM133 138H134V135L132 136ZM167 137V139H169ZM188 137V136H187ZM192 137V136H191ZM87 138V139H88ZM95 138V137H94ZM98 138V137H97ZM102 138V137H101ZM119 138V137H118ZM139 138V137H138ZM147 138H148V136H147ZM166 138V137H165ZM173 138V137H172ZM176 138H178V137H176ZM185 138V137H184ZM189 138V137H188ZM206 138V137H205ZM124 139V138H123ZM130 139V138H129ZM135 139V138H134ZM136 139H137V137H136ZM143 139V138H142ZM155 139V138H154ZM173 139H175V138H173ZM172 139V140H173ZM186 139V138H185ZM264 139V138H263ZM85 140V139H84ZM95 140V139H94ZM126 140V139H125ZM132 140V139H131ZM146 140V139H145ZM156 140V139H155ZM160 140V139H159ZM177 140V139H176ZM189 140V139H188ZM259 140V139H258ZM90 141V140H89ZM112 141H113V139H112ZM154 141V140H153ZM164 141V140H163ZM174 141V140H173ZM192 141V140H191ZM251 141V140H250ZM85 142V141H84ZM110 141H108V143H109ZM126 142V141H125ZM135 142V141H134ZM133 142V143H134ZM137 142V141H136ZM140 142H142V141H140ZM140 142H139V144H140ZM144 142V141H143ZM149 142V141H148ZM154 142H158V141H154ZM190 142V141H189ZM259 143H260V141H258ZM67 143V144H68ZM83 143V142H82ZM107 143V142H106ZM107 143V144H108ZM117 143V142H116ZM132 143V142H131ZM132 143V144H133ZM138 143V142H137ZM168 143V142H167ZM184 143H185V141H184ZM183 143V144H184ZM206 143V142H205ZM264 143V142H263ZM79 144H81V143H79ZM111 144V143H110ZM135 144V143H134ZM138 144V145H139ZM148 144V143H147ZM157 144V143H156ZM173 144V143H172ZM181 144V143H180ZM208 144V143H207ZM261 144V143H260ZM260 144H257V145H260ZM143 145V144H142ZM163 145V144H162ZM169 145H171L170 143H169ZM182 145V144H181ZM185 145V144H184ZM264 145V144H263ZM108 146H110L111 148H112V146L111 145H108ZM168 146V145H167ZM171 146H173V145H171ZM262 146V145H261ZM67 147V146H66ZM67 147V148H68ZM119 147V146H118ZM133 147V146H132ZM131 147V148H132ZM138 147V146H137ZM154 147H156V145L154 146ZM158 147V149H159V145L157 146ZM156 147V148H157ZM174 147V146H173ZM184 147V146H183ZM206 147V146H205ZM208 147V146H207ZM215 147H217V146H215ZM257 147V146H256ZM260 147V146H259ZM147 148V147H146ZM153 148V147H152ZM151 148V149H152ZM161 148V147H160ZM169 149H170V146L168 147ZM181 147H179V149H180ZM61 149V148H60ZM72 149V148H71ZM113 149V148H112ZM111 149V150H112ZM116 149V148H115ZM133 149H135V148H133ZM141 149V148H140ZM145 149V148H144ZM150 149V148H149ZM182 149V148H181ZM185 149V148H184ZM203 149V148H202ZM259 149V148H258ZM257 149V150H258ZM137 150H139V148L137 149ZM156 151H157V149H155ZM160 150V149H159ZM162 150H163V148H162ZM166 150H168L167 148H166ZM195 150H197V148L195 149ZM257 150H256V152H257ZM73 151V150H72ZM102 151V150H101ZM105 151H107V150H105ZM113 151V150H112ZM127 151H129V150H126V153H129V152H127ZM131 151H133L132 149H131ZM149 151V150H148ZM172 151H173V149H172ZM175 151V150H174ZM214 151V150H213ZM215 151H216V149H215ZM70 152V151H69ZM102 152H104V151H102ZM122 152V151H121ZM134 152H137V151H134ZM132 153V152H130L128 155H126V156H124V157H122V158H120L121 160H119V162H121V163H119L121 166H123L124 168H127V167H131L132 165V163L135 161V160H137V155L135 154V153ZM141 152H142V150H141ZM145 152V151H144ZM152 152V151H151ZM164 152V151H163ZM176 152V151H175ZM178 152V151H177ZM181 152V151H180ZM183 152V151H182ZM207 152H209V151H207ZM211 152V151H210ZM45 153V154H44ZM143 153V152H142ZM197 153V152H196ZM105 154H110V153H105ZM163 154V153H162ZM169 154H174V152H172V153H170L169 152ZM175 154H177V153H175ZM179 154L180 153H178V156H179ZM206 154V153H205ZM256 154V153H255ZM42 155V156H41ZM93 155V154H92ZM100 155V154H99ZM98 155V156H99ZM148 155H149V152H148ZM151 155H152V153H151ZM157 155V154H156ZM200 155V154H199ZM214 155H216V154H214ZM257 155H258V152H257ZM257 155H256V158H257ZM261 155H262V153H261ZM260 155V156H261ZM65 156V155H64ZM78 156V155H77ZM82 156H84V155H82ZM106 156V155H105ZM112 156H113V154H112ZM204 156V155H203ZM2 157V156H1ZM40 158V160L39 159H37V158ZM87 157V156H86ZM115 157V156H114ZM149 157V156H148ZM151 157V156H150ZM149 157V158H150ZM153 157V156H152ZM151 157V158H152ZM168 157H170V156H168ZM173 157H175V156H173ZM180 157H182V156H180ZM209 157V156H208ZM211 157V156H210ZM209 157V158H210ZM252 157V156H251ZM59 158V157H58ZM75 158H77V157H75ZM81 158V157H80ZM79 158V159H80ZM91 158H93V157H91ZM139 158V157H138ZM147 158V157H146ZM146 158H144V159H146ZM160 158V157H159ZM161 158H162V155H161ZM160 158V159H161ZM167 158V157H166ZM176 158V157H175ZM185 158H187V157H185ZM197 158V157H196ZM202 158H205V157H202ZM206 158H207V156H206ZM213 158V157H212ZM249 158V157H248ZM255 158V157H254ZM255 158V159H256ZM260 158V157H259ZM54 159V160H55ZM60 159V158H59ZM78 159V158H77ZM76 159V160H77ZM82 159V158H81ZM80 159V160H81ZM101 159V158H100ZM107 159V158H106ZM109 159H111V158H109ZM119 159V158H118ZM155 159V158H154ZM159 159V160H160ZM170 159V158H169ZM177 159V158H176ZM179 159V158H178ZM261 159V158H260ZM4 160H6V159H4ZM88 160V159H87ZM86 160V161H87ZM158 160V161H159ZM183 160V159H182ZM197 161L199 160V159H196ZM208 160V159H207ZM210 160V159H209ZM252 160V159H251ZM256 160H258V159H256ZM264 160V159H263ZM1 161H2V159H1ZM55 161H57V160H55ZM60 161V160H59ZM69 161H71V159L69 160ZM106 160H104V161H102V162H105ZM144 161H146V160H144ZM149 161V160H148ZM161 161H162V159H161ZM172 161H174V160H172ZM180 161V160H179ZM201 161V160H200ZM260 161V160H259ZM262 161V160H261ZM8 162V161H7ZM58 162V161H57ZM61 162V161H60ZM77 162V161H76ZM83 162V161H82ZM138 162V161H137ZM208 162V161H207ZM6 163V162H5ZM13 163V162H12ZM17 163H15V164H17ZM84 163V162H83ZM116 163H117V161H116ZM153 164H154V161L152 162ZM151 163V165H153ZM206 163V162H205ZM263 163V162H262ZM1 164V163H0ZM8 164H9V162H8ZM10 164H11V162H10ZM64 164V163H63ZM62 164V165H63ZM80 164V163H79ZM140 164V163H139ZM4 165V164H3ZM23 165V164H22ZM81 165V164H80ZM86 166H87V164H85ZM84 165V166H85ZM118 164H116V166H117ZM131 165V166H130ZM144 165V164H143ZM263 165V166H262ZM261 166H262V168L264 167V164H262ZM70 166H71V164H70ZM77 166H78V164H77ZM104 166V165H103ZM127 166V167H126ZM135 166H137V165H135ZM83 167V166H82ZM81 167V168H82ZM122 167V168H123ZM133 167V166H132ZM12 168H14V167H12ZM18 168V167H17ZM16 167H15V169H17ZM51 168V167H50ZM70 168V167H69ZM84 168V167H83ZM147 168V167H146ZM183 168V167H182ZM242 167H240V169H241ZM3 169V168H2ZM4 169H5V166H4ZM57 169V168H56ZM79 169V168H78ZM77 169V170H78ZM102 169V168H101ZM129 169V168H128ZM127 169V170H128ZM132 169H134V168H132ZM232 169H233V167H232ZM240 169H236L238 172H239V170ZM21 170V169H20ZM76 170V171H77ZM80 170V169H79ZM86 170V169H85ZM98 170H100V168L98 169ZM126 170V171H127ZM181 170H183V169H181ZM245 171H246V169H244ZM251 170V169H250ZM9 171V170H8ZM102 171V170H101ZM123 171V170H122ZM132 171V170H131ZM140 171V170H139ZM144 171V170H143ZM180 171V170H179ZM5 172V171H4ZM61 172H62V170H61ZM83 172V171H82ZM100 172V171H99ZM113 172V171H112ZM130 172V171H129ZM128 172V173H129ZM145 172V171H144ZM233 172V171H232ZM236 172V171H235ZM237 172V173H238ZM248 172H250V171H248ZM254 172V171H253ZM18 173V172H17ZM20 173H21V171H20ZM106 174V172H104V170H103V173L102 174ZM108 173V172H107ZM123 173V172H122ZM127 173V172H126ZM244 173V172H243ZM246 173V172H245ZM1 174V173H0ZM4 174H7V173H4ZM14 174H16V172L14 173ZM23 174V173H22ZM34 174V173H33ZM83 174V173H82ZM87 174H89V173H87ZM91 174H93V173H91ZM98 174V173H97ZM100 174V173H99ZM115 174V173H114ZM131 173H129V175H130ZM147 174V173H146ZM186 174V173H185ZM239 174L240 173H238V175H237V179H238V181L239 180H241L240 178H238V176H239ZM242 174V173H241ZM8 175H9V173H8ZM18 175V174H17ZM16 175V176H17ZM26 175V174H25ZM24 175V176H25ZM30 175V174H29ZM66 175V174H65ZM68 175L69 174H67V177L65 178V182L63 183L64 184V186H63V188H64V190L63 191H74L76 188H77V186H76V183H74L73 181H71L70 180V178L68 177ZM78 175H79V173H78ZM112 176H114L113 175V173L111 174ZM116 175V174H115ZM125 176V174H122V176ZM132 175V174H131ZM188 175V174H187ZM233 175V174H232ZM236 175V174H235ZM250 174H247V175H245V176H249ZM252 175V174H251ZM254 175V174H253ZM4 176V175H3ZM2 176V177H3ZM60 176H61V174H58V173H55V174H52V175H50L49 176V178H57V179H59L60 178ZM101 176V175H100ZM107 176V175H106ZM136 176V175H135ZM185 176V175H184ZM241 176V175H240ZM243 176V175H242ZM241 176V177H242ZM257 176V175H256ZM12 177V176H11ZM10 176H8V178H9V180H12V179H10L11 178ZM18 177V176H17ZM84 177V176H83ZM98 177V176H97ZM233 177H235V176H233ZM244 177V176H243ZM242 177V178H243ZM14 178H16V177H14ZM76 178V177H75ZM79 178V177H78ZM122 178V177H121ZM236 178V177H235ZM245 178V177H244ZM254 178V177H253ZM0 179H2L1 177H0ZM39 179V178H38ZM80 179H81V177H80ZM116 179H119V178H116ZM182 180L181 182H183L182 184L185 186H187V184H192L190 181H189V179L190 178H184V177H180L179 178V180ZM249 179V178H248ZM256 179V178H255ZM3 180V179H2ZM1 180V181H2ZM6 180V179H5ZM17 180V179H16ZM21 180H23V179H21ZM21 180H20V182H21ZM29 180V179H28ZM42 180V179H41ZM44 181H45V179H43ZM63 180H64V178H63ZM233 181H235L236 179H232ZM231 180V181H232ZM14 181H15V179H14ZM19 181V180H18ZM40 181V180H39ZM62 181V180H61ZM178 181V180H177ZM242 181H244V179L242 180ZM246 181V180H245ZM244 181V182H245ZM12 182V181H11ZM17 181H15V183H16ZM25 181H23V183H24ZM29 182V181H28ZM117 182V181H116ZM179 182V181H178ZM246 182H248V181H246ZM6 188H5V196H6V198H4L5 196H2L3 198V200L1 199L0 201H2L1 203H0V209L2 210V211H4V216L3 215H0V217L1 218H3L4 217V219H2V220H5L6 219V221L7 222H5V225H6V223H7V227H8V230L7 231H5L4 233L5 234H8V233H14L15 232V229L17 228H21L23 231H25L26 233H27V231H28V229L30 230L31 228H29L30 227V223H29V227H27L28 225V223L26 222V216H25V208H24V204L22 203V200H20L18 197H17V195L15 194V192H14V190L12 191L11 189H9L8 187H11V188H13L10 184H8L7 185V180H6ZM4 183V184H5ZM80 183V182H79ZM85 183V182H84ZM83 183V184H84ZM237 183V182H236ZM243 183V182H242ZM21 184V183H20ZM89 184V183H88ZM180 184V183H179ZM232 184H235V182H233ZM237 184H239V183H237ZM237 184H235V185H237ZM248 184V183H247ZM13 185V184H12ZM111 185V184H110ZM243 185V184H242ZM33 186V185H32ZM112 186V185H111ZM179 186V185H178ZM189 186V185H188ZM199 186H201V185H199ZM245 186V185H244ZM85 187V186H84ZM97 187V186H96ZM95 187V188H96ZM99 187H100V185H99ZM177 187V186H176ZM191 187V186H190ZM28 188V187H27ZM62 188V189H63ZM179 188V187H178ZM181 188V187H180ZM193 188V187H192ZM201 188H203V186L201 187ZM238 188V187H237ZM25 189V188H24ZM30 189V188H29ZM28 189V190H29ZM122 189V188H121ZM182 189V188H181ZM234 189V188H233ZM84 190V189H83ZM176 190H177V188H176ZM202 190V189H201ZM205 190V189H204ZM261 190V189H260ZM30 191V190H29ZM178 191V190H177ZM187 191V190H186ZM241 191V190H240ZM264 191V190H263ZM83 192L84 191H82L81 192V195H84L83 194ZM255 192H257V191H255ZM261 192V191H260ZM31 193V192H30ZM201 193V192H200ZM206 193V192H205ZM233 194V192H230V194ZM65 194H67V193H65ZM64 194V195H65ZM85 194H88V192H85ZM177 194V193H176ZM2 195V194H1ZM4 195V194H3ZM58 195V194H57ZM182 195V194H181ZM218 195V194H217ZM234 195V194H233ZM52 196V195H51ZM60 196V195H59ZM68 196V195H67ZM229 196H231V195H229ZM36 197V196H35ZM56 197V196H55ZM133 197V196H132ZM178 197H180V196H178ZM210 197H212V196H210ZM52 198H54V197H52ZM51 198V199H52ZM181 198V197H180ZM218 198H219V196H218ZM263 198V197H262ZM182 200V199H181ZM234 200V199H233ZM232 200V201H233ZM56 201V200H55ZM184 202H187L186 200H184ZM212 202V201H211ZM183 203V202H182ZM120 204V203H119ZM88 206V205H87ZM94 206V205H93ZM211 206V205H210ZM52 207V206H51ZM51 207H49V208H51ZM60 207V206H59ZM110 207H112L111 205H110ZM53 208V207H52ZM85 208V207H84ZM36 209H39V208H36ZM52 210V209H51ZM50 210V211H51ZM92 211V210H91ZM201 211V210H200ZM204 211H205V208H204ZM1 212V211H0ZM32 212V211H31ZM30 212V213H31ZM51 212H53V211H51ZM103 212V211H102ZM152 212V211H151ZM210 212H211V210H210ZM208 213V215L207 216H211V215H213L214 213ZM2 213V212H1ZM0 213V214H1ZM30 213H29V215H30ZM41 213H42V211H41ZM89 213V212H88ZM206 213V212H205ZM201 214V213H200ZM203 214V213H202ZM210 214V215H209ZM27 215V214H26ZM39 215H41V214H39ZM50 215V214H49ZM51 215H52V213H51ZM50 215V216H51ZM54 215V214H53ZM199 215V214H198ZM215 215V214H214ZM32 216H33V214H32ZM45 216V215H44ZM50 216H48V217H50ZM197 216V215H196ZM195 216V217H196ZM200 216V215H199ZM218 216V215H217ZM40 217V216H39ZM42 217V216H41ZM198 217V216H197ZM221 217V216H220ZM219 217V218H220ZM0 218V219H1ZM32 218V217H31ZM51 218V217H50ZM54 218V217H53ZM94 218V217H93ZM99 218V217H98ZM200 218V217H199ZM203 218V217H202ZM202 218H200V219H202ZM216 218V217H215ZM215 218H213V219H215ZM242 218V217H241ZM33 219V218H32ZM31 219V220H32ZM45 219V218H44ZM46 219H47V217H46ZM46 219H45V221H46ZM204 219V218H203ZM210 219V218H209ZM244 219V218H243ZM1 220V221H2ZM86 220H87V218H86ZM206 220H207V218H206ZM206 220L204 221V222H206ZM211 220H212V218H211ZM32 221H35V220H32ZM37 221V220H36ZM240 221V220H239ZM238 221V222H239ZM43 222V221H42ZM210 222V221H209ZM244 222V221H243ZM246 222V221H245ZM250 222H252V221H250ZM1 223V222H0ZM4 223V222H3ZM33 223V222H32ZM35 223V222H34ZM44 223V222H43ZM237 223V222H236ZM36 224V223H35ZM38 224V223H37ZM40 224V223H39ZM38 224V225H39ZM163 224V223H162ZM169 224V223H168ZM173 224V223H172ZM205 223H203V225H204ZM159 225H161V224H159ZM207 225V223L205 224V226ZM247 225V224H246ZM1 226H2V223H1ZM37 226V225H36ZM44 226H46V224L44 225ZM238 226V225H237ZM244 226V225H243ZM260 226H261V224H260ZM35 226L33 225V228H34ZM42 227V226H41ZM41 227H40V229H41ZM48 227V226H47ZM52 227V226H51ZM240 227H241V225H240ZM5 228V227H4ZM37 228H39V227H37ZM43 228V227H42ZM251 228H252V226H251ZM169 229V228H168ZM46 230V229H45ZM238 230V229H237ZM245 230H247V229H245ZM35 231V230H34ZM39 231V230H38ZM143 231V230H142ZM242 231V230H241ZM250 231V230H249ZM253 231V230H252ZM17 232V231H16ZM15 232V233H16ZM43 232L45 233V234H47L46 233V231H44V228H43ZM48 232V231H47ZM24 233V232H23ZM26 233H25V235H26ZM28 233H30V232H28ZM35 233V232H34ZM38 233V232H37ZM141 233V232H140ZM144 233V232H143ZM5 234H2V232L0 231V241L3 243V241H5V237L4 236H7V235H5ZM43 234V233H42ZM41 234V235H42ZM45 234H44V238L46 239V238H48V237H45ZM51 234H52V232H51ZM251 234V233H250ZM256 234V233H255ZM21 235V234H20ZM27 235H29V234H27ZM225 235V234H224ZM241 235V234H240ZM249 235V234H248ZM23 236V235H22ZM47 236H49V235H47ZM85 236V235H84ZM143 236V235H142ZM170 236V235H169ZM29 237V236H28ZM31 237V236H30ZM30 237H29V239H28V242H29V240H30ZM36 237V236H35ZM39 237V236H38ZM51 236H49V238H50ZM54 237H56L55 235H54ZM88 237V236H87ZM225 237V236H224ZM244 237V236H243ZM247 237V236H246ZM31 238H33V237H31ZM252 238V237H251ZM254 238V237H253ZM34 239V238H33ZM33 239H31V241L33 240ZM45 239H43V240H45ZM53 239V238H52ZM76 239V238H75ZM243 239V238H242ZM246 239V238H245ZM42 240V239H41ZM47 240H49V239H47ZM46 240V241H47ZM76 240H78V238L76 239ZM82 240V239H81ZM91 240H92V237H91ZM91 240H90V242H91ZM94 240V239H93ZM142 240V239H141ZM227 240V239H226ZM38 241V240H37ZM79 242H80V240H78ZM86 241V240H85ZM99 241V240H98ZM89 242V243H90ZM94 242V241H93ZM246 242V241H245ZM34 243V242H33ZM36 243V242H35ZM39 243V242H38ZM81 243H82V241H81ZM87 243V242H86ZM142 243V242H141ZM239 243H240V241H239ZM250 243V242H249ZM253 243V242H252ZM29 244V243H28ZM42 244V243H41ZM71 244V243H70ZM245 244H248L247 242L245 243ZM251 244V243H250ZM30 245V244H29ZM36 244H34V246H35ZM38 245V244H37ZM39 245H40V243H39ZM43 245V244H42ZM84 245H85V243H84ZM83 245V246H84ZM90 245H91V243H90ZM157 245V244H156ZM241 245V244H240ZM9 246V245H8ZM69 246H71V245H69ZM86 246L88 247V245L86 244ZM85 246V247H86ZM99 246H101V245H99ZM103 246V245H102ZM256 246V245H255ZM39 247H41L42 248V246H39ZM79 247H81V246H79ZM91 247V246H90ZM163 247V246H162ZM243 247V246H242ZM242 247H241V249H242ZM250 247V246H249ZM32 248H33V245H32ZM31 248V249H32ZM66 248H67V243H66ZM92 249H94L95 247H91ZM97 248L99 249V248H101V247H98L97 246ZM97 248H95V249H97ZM155 247H152V249H154ZM174 248V247H173ZM245 248V247H244ZM60 249V248H59ZM76 249V248H75ZM85 249V248H84ZM83 249V250H84ZM104 249V248H103ZM138 249V248H137ZM240 249V250H241ZM245 249H247V248H245ZM72 250H74V249H72ZM79 250V249H78ZM108 250H109V248H108ZM33 251H34V249H33ZM80 251V250H79ZM155 251V250H154ZM173 251V250H172ZM242 251V250H241ZM251 251V250H250ZM41 253H42V251H40ZM75 252V251H74ZM112 252V251H111ZM141 252H144V251H141ZM176 252V251H175ZM34 253V252H33ZM47 253V252H46ZM63 253V252H62ZM61 253V254H62ZM86 253V255L88 254L87 252H85ZM138 253V252H137ZM145 253V252H144ZM151 253V252H150ZM67 254V253H66ZM71 254V253H70ZM72 254H74V253H72ZM82 254H83V252H82ZM146 254V253H145ZM154 254H155V252H154ZM244 254V253H243ZM249 254H253L252 252H248V251H246V255L248 256ZM33 255V254H32ZM90 255H91V252H90ZM90 255L88 254V257L90 258V260H92V258L91 257H93V256H91L90 257ZM138 255V254H137ZM140 255V254H139ZM142 255V254H141ZM147 255H149V254H147ZM152 256H153V253L151 254ZM83 256V255H82ZM132 256V255H131ZM166 256H167V254H166ZM169 256V255H168ZM250 256V255H249ZM32 257V256H31ZM35 257V256H34ZM34 257H33V259H34ZM38 257H40V256H38ZM38 257L36 258L35 257V259L34 260H37L38 259ZM86 257V256H85ZM144 257H146V256H144ZM159 257V256H158ZM8 258H9V256H8ZM75 258V257H74ZM81 258V257H80ZM87 258V257H86ZM89 258H87L86 260L88 261V263H89ZM252 258V257H251ZM32 259V258H31ZM42 259V258H41ZM85 259V258H84ZM83 259V260H84ZM162 259H164V258H162ZM162 259H160L161 261H162ZM248 259V258H247ZM253 259V258H252ZM6 260V259H5ZM43 260V259H42ZM45 260V259H44ZM140 260V259H139ZM244 260V259H243ZM8 261H10V260H8ZM58 261H59V257H58ZM62 261V260H61ZM80 261V260H79ZM87 261H86V264H87ZM95 261V260H94ZM156 261V260H155ZM163 261H165V260H163ZM248 261H251V260H248ZM247 261V262H248ZM138 262V261H137ZM4 263H6V262H4ZM34 263V262H33ZM35 263H37V261H35ZM45 263V262H44ZM76 263H77V260H76ZM82 263V262H81ZM130 263H132V261H130ZM151 263H152V261H151ZM250 263V262H249ZM10 264V263H9ZM37 264H42V262L39 260L38 261V263ZM90 264V263H89Z\"/></svg>", "mask_w": 264, "mask_h": 264}]
</instances>
